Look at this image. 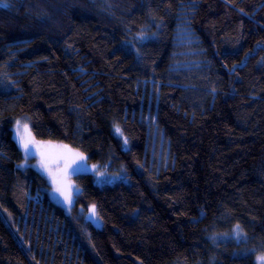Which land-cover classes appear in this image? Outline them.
Listing matches in <instances>:
<instances>
[{"label": "trees", "instance_id": "obj_1", "mask_svg": "<svg viewBox=\"0 0 264 264\" xmlns=\"http://www.w3.org/2000/svg\"><path fill=\"white\" fill-rule=\"evenodd\" d=\"M4 2L0 264H256L264 0ZM181 30L190 38L178 39ZM26 116L37 140L66 144L125 181L74 175L80 192L66 213L43 174L18 168L13 127ZM149 116L168 142L166 167L151 162ZM237 224L240 240L214 239Z\"/></svg>", "mask_w": 264, "mask_h": 264}, {"label": "snow or ice", "instance_id": "obj_2", "mask_svg": "<svg viewBox=\"0 0 264 264\" xmlns=\"http://www.w3.org/2000/svg\"><path fill=\"white\" fill-rule=\"evenodd\" d=\"M3 7H10L4 0H0ZM241 11H243L241 9ZM143 40V37H141ZM137 55L139 50L137 49ZM114 131L123 138L124 144L127 145L128 139L118 124H114ZM14 135L19 150L23 153V162L18 165V168L27 170L32 165H29V159L38 157V163L34 166L38 172L43 173L52 185L54 193L63 197V200L68 205L73 203L72 190L74 185L71 183L72 175H79L89 171L87 160L88 157L78 150L70 148L66 144H53L51 141L37 140L33 134L32 128L26 121L16 120L14 123ZM98 178L100 183L111 182L108 179L106 170H101L96 165H92L90 169ZM77 193L79 188H75ZM90 217H98L96 205H91L89 208ZM246 235L239 224L233 229V238L240 240ZM257 264H264V253L256 256Z\"/></svg>", "mask_w": 264, "mask_h": 264}, {"label": "rangeland", "instance_id": "obj_3", "mask_svg": "<svg viewBox=\"0 0 264 264\" xmlns=\"http://www.w3.org/2000/svg\"><path fill=\"white\" fill-rule=\"evenodd\" d=\"M188 38H190V34L187 32V30H181L180 33H179L178 39L182 40V39H188ZM149 117L151 118L150 119V124L153 127V134H152V141L153 142H152L151 152H150V154H151V162L155 161V165H156L157 168H159L161 166L166 167V166H168V164L171 161L168 142L165 140L164 135H163V132L161 130H159L158 127L155 125V119H154V117L153 116H149ZM18 120L26 121V122L29 123V118L27 116L26 117H21ZM29 125H30V123H29ZM114 133H115V131H114ZM115 135L118 136V137H120L116 133H115ZM13 138L15 139L14 127H13ZM120 138H122V137H120ZM15 141H16V139H15ZM123 142H124V140H123ZM52 143L53 144H61V143H57V142H52ZM124 148L126 150L129 148L128 143H127V145L124 144ZM38 159H39L38 157H32V158L29 159V165H32L33 166V167H30V168H33V169L37 170L36 167H34V166L38 163ZM87 165H88L89 171L84 172V173L93 174L94 177H95L96 183L99 186H103L105 184H114L115 182L124 180V176L122 175V173L121 172H118L116 174H108V179L111 182H108V183H100L99 180H101L102 178H98L90 170L92 165H96L99 168H100V166L97 165V164H90L88 161H87ZM101 170H103V169H101ZM41 174H43V173H41ZM73 176L74 175L71 176V183H72V185H74V183L72 181V177ZM47 180H48V178H47ZM49 183H50V181H49ZM50 185H51V183H50ZM75 188L76 187L74 185V188L72 190V201H73V203L71 205H68L67 203H65L64 200H63V197H60L59 194L53 192L52 185H51V190H49V192H48L49 201L51 203H53L54 205L63 208L66 213H70L71 210H72L73 204H74L75 195L77 193L75 191ZM0 213L3 216L6 213V210L3 209V207L1 206V204H0ZM10 217L12 218V216H10ZM91 218H93L94 222L98 224V221H97L96 217H91ZM14 232L19 236L20 239L23 240L24 239V236H25V233H26V227H23L22 228V232H20V223H17L16 226H15V228H14ZM232 238H233V230L230 233L219 234V235L214 236V239L217 240V241L227 240V239H232ZM256 264H257V260H256Z\"/></svg>", "mask_w": 264, "mask_h": 264}]
</instances>
